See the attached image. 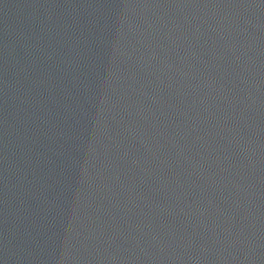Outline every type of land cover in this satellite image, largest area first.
I'll use <instances>...</instances> for the list:
<instances>
[{
  "label": "water",
  "instance_id": "obj_1",
  "mask_svg": "<svg viewBox=\"0 0 264 264\" xmlns=\"http://www.w3.org/2000/svg\"><path fill=\"white\" fill-rule=\"evenodd\" d=\"M6 264H264V0H4Z\"/></svg>",
  "mask_w": 264,
  "mask_h": 264
}]
</instances>
